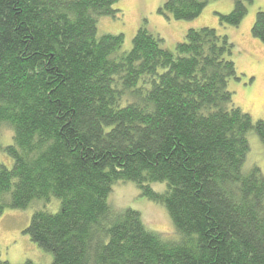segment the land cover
Masks as SVG:
<instances>
[{
	"label": "trees",
	"instance_id": "trees-1",
	"mask_svg": "<svg viewBox=\"0 0 264 264\" xmlns=\"http://www.w3.org/2000/svg\"><path fill=\"white\" fill-rule=\"evenodd\" d=\"M120 1L0 0V130H12L0 216L56 198L59 211L24 231L51 264H264V175L245 170L264 121L233 103L228 37L189 27L168 48L143 24L122 51L123 34L97 32ZM231 1L221 25L238 26L253 0ZM206 2L166 0L158 13L191 21ZM251 33L264 45L263 11ZM117 182L162 204L178 237L112 212Z\"/></svg>",
	"mask_w": 264,
	"mask_h": 264
},
{
	"label": "rangeland",
	"instance_id": "rangeland-1",
	"mask_svg": "<svg viewBox=\"0 0 264 264\" xmlns=\"http://www.w3.org/2000/svg\"><path fill=\"white\" fill-rule=\"evenodd\" d=\"M166 0H121L113 9L120 11L117 19L101 18L98 22V35L123 34L125 37L122 51L131 48L132 38L141 25L147 26L155 34L162 35L163 46H173L183 41L186 30L190 28L210 27L220 35L228 37L232 45L230 59L236 67V78L228 83L232 92L233 103L254 120L264 121V45L252 36L251 30L258 11L264 12V0H253L247 6V14L238 26L221 25L216 13L228 14L233 10L231 0H206L201 14L194 20L167 22L158 9ZM163 17V18H162ZM167 19V18H166ZM161 37V38H162ZM174 52V51H173ZM172 52V53H173ZM249 152L245 162V170L252 166L260 168L264 175V143L254 133L247 136ZM12 143V130H0V145ZM11 168L12 159L0 152V166ZM152 190L163 192L165 184L153 183ZM107 203L112 212L119 214L127 209L140 213L144 226L151 232L167 236L175 240L178 236L169 215L162 204L149 201L141 196L137 186L132 182L113 184ZM60 203L56 198L50 201H34L24 210L6 209L0 216V259L7 264H51L53 256L34 244L24 234L32 216L38 211L55 214Z\"/></svg>",
	"mask_w": 264,
	"mask_h": 264
},
{
	"label": "crops",
	"instance_id": "crops-1",
	"mask_svg": "<svg viewBox=\"0 0 264 264\" xmlns=\"http://www.w3.org/2000/svg\"><path fill=\"white\" fill-rule=\"evenodd\" d=\"M167 47H168V48H173V47H174V45H173V46L167 45Z\"/></svg>",
	"mask_w": 264,
	"mask_h": 264
}]
</instances>
